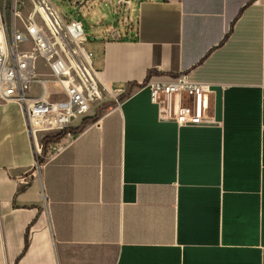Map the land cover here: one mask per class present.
<instances>
[{"label": "crops", "instance_id": "obj_1", "mask_svg": "<svg viewBox=\"0 0 264 264\" xmlns=\"http://www.w3.org/2000/svg\"><path fill=\"white\" fill-rule=\"evenodd\" d=\"M132 7L92 60L124 98L75 119L58 155L37 167L21 105L0 99V264H264V0ZM181 73L210 86L209 122L160 119L147 84Z\"/></svg>", "mask_w": 264, "mask_h": 264}, {"label": "built area", "instance_id": "obj_2", "mask_svg": "<svg viewBox=\"0 0 264 264\" xmlns=\"http://www.w3.org/2000/svg\"><path fill=\"white\" fill-rule=\"evenodd\" d=\"M118 3L130 6L132 0H118ZM128 22V17H125L124 23ZM63 25L73 41H85L81 20L71 19L67 24L63 22ZM29 40L37 46V50L21 51L19 44ZM83 53L95 78L88 72V80L81 67L76 65L80 78L75 81L69 68L66 69L68 65L65 59L50 48L35 21L27 24L26 31H20L9 29L7 22L2 18L0 20V99L16 101L21 105L34 146L37 167L39 157L52 158L74 140L76 133L70 130L73 121L86 116L94 98L100 97L97 74L92 66L93 53L84 48ZM37 57H43L48 62L57 82L63 87V99H49L45 85L40 94H30L33 82L41 80L33 76ZM147 85L151 101L158 105L161 120L173 121L180 126L210 121L204 113V99L211 93L208 84L193 81L186 73H181L167 81H149Z\"/></svg>", "mask_w": 264, "mask_h": 264}, {"label": "rangeland", "instance_id": "obj_3", "mask_svg": "<svg viewBox=\"0 0 264 264\" xmlns=\"http://www.w3.org/2000/svg\"><path fill=\"white\" fill-rule=\"evenodd\" d=\"M45 1L49 3V6H51L50 9L53 13V17L55 19L58 18L59 20L58 22L61 27V29L59 28L60 35L57 33L51 23L48 24L49 21L43 15V13L41 14L36 9V6L39 5V0H0L1 18L4 22H7L9 29L15 28L20 31H26L27 24L30 21H35L39 25V27L43 29L46 36L55 44L57 53L65 59L67 65L70 68V75L75 79V81L79 80L80 72L76 66L77 64L74 60V57L70 53V49L68 48H73L77 52V57L84 63V65H86L90 69L91 73L93 74L89 63H87V60L84 57L83 48L86 51L93 53L92 60L95 63L94 66L97 67L96 61L98 55H96L95 53L94 44L98 37L100 35L102 36L113 27H120L122 22H124L125 17H128L129 21H131V19H134L132 18V15L134 14V7L131 8V5L129 6L127 3L119 4L118 0H89L87 5L82 8H79L78 6L73 4L72 0ZM126 7H129L127 9L128 12L126 11ZM32 14H35V16H31ZM71 19H78L83 22L84 34L86 36V40L84 41V43L81 40L73 41L68 36L66 27L65 25H63V22L67 24ZM59 41L63 45L59 44ZM79 47H81L82 52L79 51ZM19 49L21 51H36L37 46L31 40H29L27 42L20 43ZM36 63L38 65V68L36 65L33 74L36 75V73L38 72L39 75L37 78L41 80L35 81V91L40 94L44 89V85H47L49 91H51V93H49L48 95L49 99H63L65 97L64 91L62 88L56 85V83H58L57 78L52 73L46 59H44L43 57H37ZM93 77L95 78L94 74ZM63 78L68 79V77L65 76H63ZM82 85L85 89L84 82L82 83ZM99 88L100 97H98L94 101L95 103L93 102V106L90 110L91 114L93 115L90 114L89 116L87 115L86 117H84L82 119L84 120L83 123H91L95 120L94 115L104 114V112H107L113 106H116L124 98L123 95L118 97L112 96L110 92L102 90L103 87L100 86V84ZM75 128L71 127L70 130L72 132H75L77 131V128ZM46 146L47 144L45 143L44 152L46 151ZM39 158L40 161H43L42 159L44 157Z\"/></svg>", "mask_w": 264, "mask_h": 264}, {"label": "bare ground", "instance_id": "obj_4", "mask_svg": "<svg viewBox=\"0 0 264 264\" xmlns=\"http://www.w3.org/2000/svg\"><path fill=\"white\" fill-rule=\"evenodd\" d=\"M39 5L38 6H36V9L42 14L43 13V15L48 19V21H49V23L48 24H50L51 23V25L54 27V29L55 30H57L58 32V34L60 35V32H59V28L61 29V27H60V25H59V20H58V18H54L53 17V13L51 12V6H49V3L48 2H46L45 0H39V3H38ZM31 16H35V14H32ZM56 17V16H55ZM39 26V25H38ZM39 30L41 31V35H43V37H44V39H46V41H47V44L50 46V48L53 50V51H56L57 52V48L55 47V44L46 36V34H45V32L43 31V29L41 28V27H39ZM56 37H59V36H56ZM60 42V41H59ZM59 44H62L61 42L59 43ZM63 45V44H62ZM68 49H70V52H71V54L73 55V57H74V60H75V62H76V64L77 65H79L80 67H81V69H82V71L84 72V74H85V76L88 78V80H89V74L91 75V76H93V74L91 73V71H90V69L86 66V65H84V63L77 57V55H76V51L73 49V48H68ZM79 49V51H81L82 52V49H81V47H79L78 48ZM35 67H36V65H35ZM69 68V66H67L66 67V69H68ZM69 70H70V68H69ZM88 72H89V74H88ZM34 73V72H33ZM56 85L58 86V87H60V88H62L63 89V87H62V85L61 84H58V83H56ZM45 90L49 93V89H48V87H47V85L45 86ZM99 94H100V91H99Z\"/></svg>", "mask_w": 264, "mask_h": 264}, {"label": "trees", "instance_id": "obj_5", "mask_svg": "<svg viewBox=\"0 0 264 264\" xmlns=\"http://www.w3.org/2000/svg\"><path fill=\"white\" fill-rule=\"evenodd\" d=\"M26 244L28 245V235L26 236Z\"/></svg>", "mask_w": 264, "mask_h": 264}]
</instances>
